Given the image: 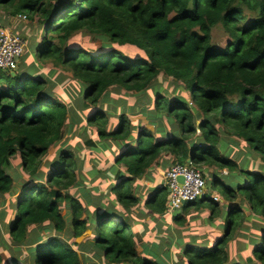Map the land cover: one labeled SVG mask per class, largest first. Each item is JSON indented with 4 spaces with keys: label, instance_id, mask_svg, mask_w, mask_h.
<instances>
[{
    "label": "trees",
    "instance_id": "trees-1",
    "mask_svg": "<svg viewBox=\"0 0 264 264\" xmlns=\"http://www.w3.org/2000/svg\"><path fill=\"white\" fill-rule=\"evenodd\" d=\"M0 12L6 19L36 20L35 36L40 42H29L32 54L39 62L52 61L69 69L83 99L92 106L110 89L133 94L153 91V108L132 111L136 116L147 114V125L156 129L135 126L122 115L117 126L108 130L103 110L79 106L87 114L78 121L86 120L96 131L98 142L89 145L96 149L98 143L109 142L112 152L120 153L107 169L114 181L107 193L115 198L108 204L98 202L95 215L81 222L84 208L69 190L80 185L79 175L85 178L83 163L66 150L41 170L43 158L63 137L69 106L30 53L25 51L15 72L0 70V194L13 191L14 179L8 173L13 164L31 176L12 205L15 215L9 236L16 255L5 259L1 254L0 264H82L89 259L85 244L75 240L87 230L92 231L94 252L90 254L102 264H168L155 257L143 258L139 244L151 237L159 223L160 230L171 221L182 226L187 217L200 221V232L194 237L204 235L205 223L219 229L218 219L224 221L219 230L225 236L204 246L187 245L186 261L180 264H264V222H254L249 232L253 258L240 256L233 263L230 258L228 243L242 223L264 217V174L240 168L232 154L225 153L221 138L223 133L246 143L251 153L261 156L264 171V0H0ZM79 33L100 40V48L72 43ZM220 37L225 39L223 45ZM162 77L172 78L176 86L171 92L156 86ZM164 156L173 164L196 167L206 179L205 197L182 205V214L179 209L170 211L169 197L161 195L167 191L165 186L144 201L135 195L145 187L141 181L149 169ZM212 168L229 175L222 180ZM35 180L38 183L33 184ZM217 190L224 204L214 202ZM238 199L240 208L225 204ZM63 203L72 212V242L64 243L56 235L30 237L33 227L65 232ZM243 203L252 217L245 216ZM143 204L150 223L156 224L151 230L145 225L148 233L138 229L140 222L133 212ZM188 209H195L199 216ZM177 240L166 233L156 235L155 246L148 251L145 244L144 253L151 256L156 254L153 249L165 250L158 246L163 242L179 246L181 233ZM170 255V251L164 253L169 262Z\"/></svg>",
    "mask_w": 264,
    "mask_h": 264
},
{
    "label": "rangeland",
    "instance_id": "rangeland-1",
    "mask_svg": "<svg viewBox=\"0 0 264 264\" xmlns=\"http://www.w3.org/2000/svg\"><path fill=\"white\" fill-rule=\"evenodd\" d=\"M35 30H36V20L34 22H30L25 17H17V18H8L6 19L4 14L0 12V31H7L12 34H17V36L22 37L23 39L26 38V45L29 46V42H33L36 40V42H40L39 38H37V35L35 36ZM220 32L215 31V35H219ZM223 38H219V44H224ZM74 44H79L84 48H100L101 41L96 38H90V35L88 33H79L75 35L71 41ZM26 53H30L32 55V59L36 62L37 66L42 70V72L45 73V76L50 77V80L57 85V91L58 96L69 106V120L67 126L64 128L63 137L62 139L57 142L55 145H53L48 154L43 158V164L41 166V170L46 168L47 163L55 159L57 157L58 152L60 151H66L69 150L79 161V164L83 163V174L85 178H81L79 175V182L80 185L78 187H75L73 189L69 190V193L77 198L79 202L82 204L84 208V212L80 218V221L86 220L88 217H93L95 215V212L97 210V207H94L98 202L99 204L102 202V204H108L110 202V199L113 200L115 196L109 195L107 191H109V186L114 181L107 175V169L111 165V167L115 164L116 156H119L120 153L117 154L112 152L111 146L109 142H102V144L98 143L96 149L92 148L89 145V142H98L97 141V135L95 128L88 124L86 120H83L81 122L78 121V118H83L84 113L87 114L85 111H81L79 109L80 107H84L85 105H89V108H98L97 110H103L106 114V117L108 119V130H111L115 128L119 122V117L124 115L135 126H141L144 123L143 121L147 122V119L145 118L147 114H142L140 116H136V114H133L134 108L135 113L140 112L141 110H149L150 108H153L154 105V99L155 96H153V91H148L147 93H138L133 94L131 92H127L126 90H122L119 88L110 89V91L101 98L100 102L97 105H91L88 101H85L83 99V93L80 90L79 83L73 79L72 73L69 69L64 68L62 65H55L52 61H46V62H39L37 60V57L32 54V51L29 49L26 50ZM25 53V55H26ZM131 54L135 53L133 51H130ZM24 56V55H23ZM23 59V58H22ZM50 72L53 73V76L50 74ZM156 86H159L164 91L171 92L172 86L175 87L176 85L173 84L172 78H165L162 77L159 82L156 83ZM60 88V89H59ZM184 94V93H183ZM151 101L148 99V97H151ZM187 99L189 103H193L191 97L187 94ZM194 104V103H193ZM192 104V105H193ZM103 107V108H102ZM124 112V113H123ZM148 124V122H147ZM145 125L146 129L151 131H156V129L152 125ZM163 125L166 123L162 122ZM197 135H200L198 132ZM221 138L223 139L222 144L226 145L227 151L225 153L232 154V158L236 163L240 165V168L245 167V171L252 172V173H263L260 169L261 164V156L259 154H254L249 151V147L246 143H244L240 140H238L235 137L221 134ZM108 148H105L106 146ZM113 145V144H111ZM116 149H119L116 148ZM222 154H224V150L221 151ZM250 154V155H249ZM170 158V157H168ZM246 159H248L245 166L243 164L245 163ZM172 160V159H171ZM171 162V161H170ZM169 163L168 167H172L175 164ZM82 167V166H81ZM117 169L124 170L123 166H118ZM169 169V168H167ZM216 171V169L212 168L210 169L211 172ZM88 172L93 173L94 175L88 177ZM165 172V169H163L162 173L160 175H155L154 180H152L154 187L151 188H144L142 190H139L137 194L135 195L141 196L140 201H144L145 198L148 195V191L151 194H153L156 189L163 186V173ZM220 178H225L229 175L228 171L226 170H219L216 171ZM9 175L14 179V188L13 191L6 194L1 195L0 194V255L5 259H9V254L15 256L16 255V247L11 245V239H10V228L9 225L11 224V221L14 219L15 211L12 207V205L16 202L18 196L20 195V188L23 186L24 183H29L31 180V176L28 172H24L22 169L19 168V164L17 163L16 166L13 164L11 168L8 169ZM77 174V171L75 172ZM83 176V177H84ZM206 180V179H205ZM223 180V179H222ZM33 184L38 183V180L32 181ZM141 184H143V181H141ZM31 185V184H30ZM146 187V184H144ZM110 192V191H109ZM162 197H169V193L167 191L161 193ZM216 199L214 202H218L220 204H224L223 199L221 198V192L215 191L214 194ZM214 200V199H213ZM243 202V201H242ZM98 204V205H99ZM230 206V208H240L241 207V200L238 199L236 201H233L232 203H225ZM244 204V203H243ZM246 207V204H244ZM144 206V204L142 205ZM117 210L120 211L121 207L116 205ZM145 207V206H144ZM144 207H136L133 209V212L135 213L137 219L140 222V225L138 226V229L144 230L146 233H148V229H146L145 225L148 226L149 230L155 228V223H150V216L148 215L147 209ZM245 216L252 217L249 212V206L245 208ZM141 209V210H140ZM139 210V213H138ZM191 210L193 214H195L194 217H198L199 213L196 214L194 211L195 209H188ZM185 210L184 212L188 211ZM143 211V212H142ZM180 214H182L183 210H177ZM142 213L146 214V217L144 220H142ZM61 214L64 217V220L66 221V230L63 233H55L53 229L50 230H40L35 227H33L30 231V237L35 238L36 236H41L42 238H48L51 235H56L59 237L60 240H62L64 243L70 244L72 242L73 237V230L71 227V218H72V212L69 209V207L66 206V204H62ZM209 213L205 212V216H207ZM187 217V216H186ZM159 219V217H157ZM166 222L167 219L165 220ZM187 221H189L187 223ZM186 225H182V238L183 240L180 241L179 246H169L168 243L163 242V244H158V246L165 248V250L158 252L157 250L153 249L156 254H152L151 257H155L162 261L163 263H169V260L167 258H164V253L169 252L174 255L173 262L174 264L182 263L184 260L186 261V258L183 255L184 249L187 245L194 246L195 243L198 246H204L207 245L208 242L210 244L215 243L218 239H221L225 236V232L222 230H219L224 221H220L218 219L217 225L219 226V229L215 226H213L211 223H205L203 226V229L205 230L204 235L201 236H193L200 232L201 226H198L197 220H190L188 217L185 219ZM254 222H264L263 216H258L257 220H253L251 218L249 221H244L242 223V229L238 231L233 239L229 241L228 245V251L230 254V258L233 262H238V258L242 256L244 259H248L249 257L253 258L251 253L249 252L250 247V234L249 232H252V228L254 226ZM164 224V223H163ZM178 225H175L172 221L170 222L171 229H176ZM161 223H159V227L153 232L151 237H146L142 240V243L139 245H144L145 242L148 244V251L151 247H154L155 245L151 246V242L156 239V235H162L165 231L169 238L174 239L173 236L176 235V231L172 233L168 230V226H166V229H162ZM177 230V229H176ZM247 230V232H245ZM91 230H87L83 233L82 236L77 238L75 242L77 244H85V252L87 255L88 260H82V264H102L100 259L98 257H95L93 253L90 254V251L93 250V243L91 242ZM197 238V239H196ZM203 238L205 240H203ZM158 242L161 240V238L157 239ZM208 240V241H206ZM164 245V246H163ZM24 250V254L25 253ZM76 249V248H74ZM152 249V248H151ZM5 254H4V253ZM156 255V256H154ZM254 260V259H253ZM177 262V263H176ZM244 264H248L246 262H242Z\"/></svg>",
    "mask_w": 264,
    "mask_h": 264
},
{
    "label": "built area",
    "instance_id": "built-area-1",
    "mask_svg": "<svg viewBox=\"0 0 264 264\" xmlns=\"http://www.w3.org/2000/svg\"><path fill=\"white\" fill-rule=\"evenodd\" d=\"M26 48V41L22 37L0 31V70L15 72ZM180 177L183 178L182 184L178 181ZM163 179L165 188L170 191V211L179 209L182 202L191 203L206 195V180L201 171L190 164H175L163 173Z\"/></svg>",
    "mask_w": 264,
    "mask_h": 264
},
{
    "label": "crops",
    "instance_id": "crops-1",
    "mask_svg": "<svg viewBox=\"0 0 264 264\" xmlns=\"http://www.w3.org/2000/svg\"><path fill=\"white\" fill-rule=\"evenodd\" d=\"M142 123H144V124H147V122H145V121H143ZM171 161V162H170ZM173 162V159L171 160V158H168V157H166V156H164V157H162V158H160L159 160H157L155 163H154V165H152V167L149 169V171L147 172V175L145 176V178L142 180L143 181V186H144V184H146V187H144V188H151V187H154V184L152 183L153 181L152 180H154V177H155V175L157 176V175H160L161 173H162V171H163V169L164 168H166L165 169V172H167L171 167H168V165H169V163H172ZM167 168H169V169H167ZM154 176V177H153ZM162 180H163V186H164V184H165V182H164V179L162 178ZM150 191V190H149ZM149 191H148V194H149ZM142 207H144V206H142ZM145 209H147L146 207H144ZM141 210V209H140ZM143 212V211H142ZM138 213H139V210H138ZM144 214V213H143ZM142 217H146V214H144V215H142ZM189 221H187V223H188ZM185 225H186V223H185ZM168 229H169V231H171L172 233L174 232V230L176 231V235L177 236H174V239H175V241L178 239V238H180V233L181 234H183V232H182V230H183V228H182V226H177V230L176 229H171V227H170V224L168 225ZM157 231H158V229H157ZM166 233V231L164 232V234ZM176 237H178V238H176ZM182 240H183V238H182ZM181 240V241H182ZM178 241V240H177ZM151 242V246H153V241H150ZM145 244H147V242H145ZM144 244V245H145ZM144 245H139V248H138V251H139V254L143 257V258H149L150 257V255L149 254H145L144 252V250H145V246ZM152 248V247H151ZM151 248H150V250H151ZM170 262L168 263V264H174V262H173V259H174V255H170Z\"/></svg>",
    "mask_w": 264,
    "mask_h": 264
},
{
    "label": "water",
    "instance_id": "water-1",
    "mask_svg": "<svg viewBox=\"0 0 264 264\" xmlns=\"http://www.w3.org/2000/svg\"><path fill=\"white\" fill-rule=\"evenodd\" d=\"M178 181L182 184V183H183V178L180 177V178L178 179ZM167 191H168V193H170L169 190H167ZM181 204H182V205H185L186 203H185V202H182Z\"/></svg>",
    "mask_w": 264,
    "mask_h": 264
},
{
    "label": "clouds",
    "instance_id": "clouds-1",
    "mask_svg": "<svg viewBox=\"0 0 264 264\" xmlns=\"http://www.w3.org/2000/svg\"><path fill=\"white\" fill-rule=\"evenodd\" d=\"M168 190V189H167ZM187 204V203H186Z\"/></svg>",
    "mask_w": 264,
    "mask_h": 264
}]
</instances>
